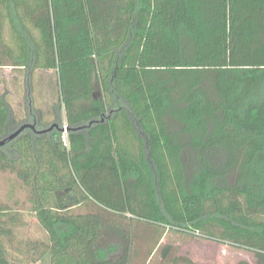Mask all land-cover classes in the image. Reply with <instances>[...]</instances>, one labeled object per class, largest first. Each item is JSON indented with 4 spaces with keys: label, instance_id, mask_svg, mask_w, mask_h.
Returning a JSON list of instances; mask_svg holds the SVG:
<instances>
[{
    "label": "trees",
    "instance_id": "obj_1",
    "mask_svg": "<svg viewBox=\"0 0 264 264\" xmlns=\"http://www.w3.org/2000/svg\"><path fill=\"white\" fill-rule=\"evenodd\" d=\"M23 125L0 264H130L127 214L147 264H264V0H0V140Z\"/></svg>",
    "mask_w": 264,
    "mask_h": 264
},
{
    "label": "rangeland",
    "instance_id": "obj_2",
    "mask_svg": "<svg viewBox=\"0 0 264 264\" xmlns=\"http://www.w3.org/2000/svg\"><path fill=\"white\" fill-rule=\"evenodd\" d=\"M11 180L12 177L5 174H0V201H3L6 198L10 190V186L12 185L10 182ZM22 196V193L17 192V198H20ZM230 204L234 207V212L236 211L237 214H247V211L242 208V203L230 202ZM210 207L214 208L213 205H211ZM239 207L241 208L239 209ZM71 211L78 214H99L103 217L107 216L106 213L101 212V210L98 209L97 206L90 202L84 203L83 205L76 207ZM125 216V219H118V221L121 225H130V228L132 229V233L134 235L130 264H147L148 260L150 259V252H152L155 245L160 240V229H156V227L158 226L146 224L142 221L130 222L129 219L131 216L128 214ZM206 229L207 231L212 232L216 235H219L222 230V228L215 223H211ZM108 242L109 238L107 236L103 235L98 238V245L100 248L107 246ZM169 264H187V262L183 260H177Z\"/></svg>",
    "mask_w": 264,
    "mask_h": 264
},
{
    "label": "water",
    "instance_id": "obj_3",
    "mask_svg": "<svg viewBox=\"0 0 264 264\" xmlns=\"http://www.w3.org/2000/svg\"><path fill=\"white\" fill-rule=\"evenodd\" d=\"M27 128H33L30 125H23L21 127H19L16 131L12 132L11 134H9L7 137L3 138L0 140V147H3L4 145L10 143L11 141H13L14 139H16L25 129ZM69 129H67L68 131ZM45 131H42V133H44Z\"/></svg>",
    "mask_w": 264,
    "mask_h": 264
}]
</instances>
